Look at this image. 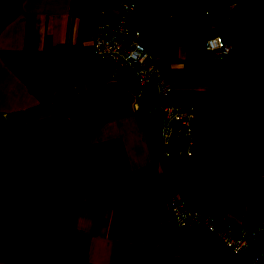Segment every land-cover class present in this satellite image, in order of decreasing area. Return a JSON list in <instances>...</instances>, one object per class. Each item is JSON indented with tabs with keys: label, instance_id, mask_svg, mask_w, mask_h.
Instances as JSON below:
<instances>
[{
	"label": "crops",
	"instance_id": "0c3cea01",
	"mask_svg": "<svg viewBox=\"0 0 264 264\" xmlns=\"http://www.w3.org/2000/svg\"><path fill=\"white\" fill-rule=\"evenodd\" d=\"M121 1L0 0V118L21 125L61 115L78 145L117 144L125 175L124 185L106 189L97 202L32 193L28 174L0 159V264H251L199 227L172 238L171 189L236 227L264 221V183L257 184L264 167L239 125L237 151L234 140L224 151L219 139L208 144L195 132L192 156L159 157L155 84L132 97L116 67L92 48L102 12L114 16ZM233 3L138 0L128 25L131 34L140 30L138 40L172 85L167 103L194 105L196 115L218 82L230 76L239 83L237 66L248 56L218 58L204 47L212 36L236 42ZM58 43L83 52L86 66L69 75L53 51ZM256 249L264 264V238Z\"/></svg>",
	"mask_w": 264,
	"mask_h": 264
},
{
	"label": "trees",
	"instance_id": "16d2710c",
	"mask_svg": "<svg viewBox=\"0 0 264 264\" xmlns=\"http://www.w3.org/2000/svg\"><path fill=\"white\" fill-rule=\"evenodd\" d=\"M232 18L241 20L240 53L248 56V79L257 93L252 106L236 95L224 82H218L211 102H218L214 132L219 133L228 113L238 117L250 135L261 146L259 158L264 167V120L258 104L264 110V94L255 85V70L264 71V0H234ZM69 75L86 64L83 52L73 54L67 43L53 46ZM118 78L131 83L128 70L119 71ZM231 143L222 141L226 151ZM0 159L28 174V190L35 194L57 191L77 195L97 202L105 201V190L125 184V175L117 144L78 145L69 121L58 114L27 124L15 125L0 118Z\"/></svg>",
	"mask_w": 264,
	"mask_h": 264
},
{
	"label": "built area",
	"instance_id": "2783aa9c",
	"mask_svg": "<svg viewBox=\"0 0 264 264\" xmlns=\"http://www.w3.org/2000/svg\"><path fill=\"white\" fill-rule=\"evenodd\" d=\"M137 6L138 0H122L114 16L107 10L102 12L92 41L93 51L105 64H113L117 73L125 69L131 72L132 83H121V87L132 97H142L144 88L149 83L155 84L159 157L192 156L196 108L165 101L172 85L162 67L151 60L144 43L138 40L140 30L135 28L131 34L128 25V19ZM204 47L218 58L226 57L231 51V44L221 36L207 38ZM167 201L173 221V239L182 228L199 227L226 251L248 259L251 264L259 262L261 254L256 246L264 238V221L252 227H236L207 209L190 206L172 189L167 192Z\"/></svg>",
	"mask_w": 264,
	"mask_h": 264
},
{
	"label": "rangeland",
	"instance_id": "374dc122",
	"mask_svg": "<svg viewBox=\"0 0 264 264\" xmlns=\"http://www.w3.org/2000/svg\"><path fill=\"white\" fill-rule=\"evenodd\" d=\"M232 33H234L236 36L235 37L236 42L231 47V52L236 55L244 54V53L239 52L240 47H241V20L238 18L236 22V30L234 31L232 30ZM237 72H238L240 84L236 82L235 79H230V76L227 77L228 83L226 84L233 90V92L236 95H238L242 100H244L246 103L252 106V99L258 100V97H257L256 91L253 89L250 83V80L248 79L247 59L245 61H242V63L237 66ZM252 79L255 85L259 87L260 92L264 94V71L260 69L255 70L252 75ZM208 98H209V101H208ZM208 98L206 99V103L204 105L198 106V109L196 111L195 126H194V133L196 132L195 138L197 139L199 134H202L203 140H205V143H208V144H214L215 141L219 139L218 143L220 144V147L222 145L223 140L229 143H230V140L232 141L234 140L236 142V147L233 151H237V136L239 135L237 132V129L239 125L240 127L244 129V131L248 135L249 137L248 141H250L251 143V147H249V143H247L248 149L251 148L254 151V156L256 157V162L258 163V167H261L262 163L260 161L259 156L263 152V149L255 141V139L250 135V133H248V131L245 130L244 126H242L240 120L238 119L236 115L232 113H228L224 126L221 129L223 132L222 136L220 135L221 131L219 133L214 132L213 130L214 121H215V116H216L219 104L218 102H215V103L211 102L210 96ZM258 109L264 120V110L260 107L259 104H258ZM230 115H232V120L229 121ZM260 180L257 184L264 183V179L261 181ZM258 186L260 187V185Z\"/></svg>",
	"mask_w": 264,
	"mask_h": 264
}]
</instances>
